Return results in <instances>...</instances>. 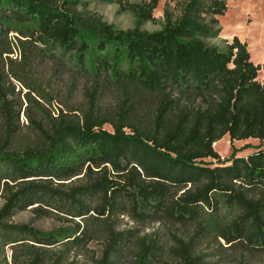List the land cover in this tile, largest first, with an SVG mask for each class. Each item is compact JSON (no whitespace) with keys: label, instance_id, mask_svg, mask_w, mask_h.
Segmentation results:
<instances>
[{"label":"trees","instance_id":"1","mask_svg":"<svg viewBox=\"0 0 264 264\" xmlns=\"http://www.w3.org/2000/svg\"><path fill=\"white\" fill-rule=\"evenodd\" d=\"M82 1L0 0V46L9 31L27 39L17 46L20 62L9 59L8 75L0 71V184L7 194L0 218L34 204L38 216L81 219L108 207L140 222L192 229L172 235L168 247L149 235L134 239V264H211L196 246L209 237L264 249V148L228 160L213 149L224 136L264 145V61L255 65L237 38L224 48L208 43L221 32L227 2L236 0H170L154 32L140 27L155 20L159 0H101L134 17L128 30L75 11ZM38 56L82 80L70 89L79 103L69 99L51 115L45 105L53 99L33 73ZM9 78L28 90L26 125ZM97 199L102 204L92 208ZM91 238L79 226L43 235L0 223V254L9 244L71 247ZM107 238L102 264L132 242L131 232Z\"/></svg>","mask_w":264,"mask_h":264},{"label":"rangeland","instance_id":"2","mask_svg":"<svg viewBox=\"0 0 264 264\" xmlns=\"http://www.w3.org/2000/svg\"><path fill=\"white\" fill-rule=\"evenodd\" d=\"M83 5H79L74 10L77 12H87L101 16L102 19L112 25L117 30H128L134 27V17L130 14H117V6L108 4L101 0H83ZM166 5L173 8L174 3L170 0H159L156 10L153 12L154 21L144 24L140 27L148 32L159 31L163 27V9ZM221 32L217 38L208 40V43L224 48L226 44H230L233 38H237L239 42L245 44L250 52V58L254 64L264 61V0H236L227 2V11L223 16L218 17ZM27 39L21 38L20 35L13 31H9L6 37V47L0 46V71L8 75L10 66L9 59L20 62L18 56L19 41ZM6 49L12 51V54L4 53ZM53 62L46 56H38L33 63V73L36 75L40 84L47 93L52 97V106L47 105L46 108L54 116L52 111L60 107V103L71 99L72 102H80L81 98L77 89L73 92L70 90L73 79H77V83L81 84L72 69H61L57 71ZM5 75V76H6ZM264 75L262 72L258 74V80L262 81ZM13 84L14 95L17 106H21L19 123L26 125L23 116V109L26 104L24 95L28 90L24 89L21 84L9 78ZM33 97V96H32ZM34 98L41 102L38 98ZM111 99L107 98L104 105L110 104ZM105 129L111 131L109 126ZM264 148L257 139H247L241 141H230L228 136H224L213 146L214 151L222 160L230 159L232 156L247 157L255 150ZM209 162L210 160H205ZM214 163V161H212ZM97 171L96 169H92ZM98 174V173H96ZM82 175L76 177L81 178ZM95 179L98 176L93 175ZM76 178L63 182L68 184L74 183ZM107 179L115 182V173L109 172ZM30 180V179H28ZM3 182L0 184V210L4 207L6 193L3 190ZM53 185L58 183L52 181ZM11 190H15V183L8 182ZM69 185V184H68ZM115 194V193H114ZM110 191L107 196L112 195ZM101 200L97 199L92 204V208L100 207ZM38 208V204L23 211H14L8 218H0V223H6L12 226H29L43 235H58L62 231H69L76 226L84 228L91 235V240L82 242L77 246H48L36 244L27 241L22 246L9 244L0 254V264H102L103 256L108 244V235L115 233L131 232L132 242L121 246L120 252L113 256L107 257L106 264H134V251L136 246L134 239L145 235L158 239L166 247L173 245L172 235L183 237L192 232L191 228L181 227L179 225L166 224L163 222L149 223L140 222L132 218L128 213H121L119 210H105L104 215L98 216L90 212L84 219L70 217L61 213L53 216H38L34 209ZM33 247V249L23 250L25 247ZM198 252L205 256L207 262L211 264H264V249L250 250L247 248L235 247L234 244H226L222 239L202 238L196 241ZM163 264V263H151Z\"/></svg>","mask_w":264,"mask_h":264},{"label":"crops","instance_id":"3","mask_svg":"<svg viewBox=\"0 0 264 264\" xmlns=\"http://www.w3.org/2000/svg\"><path fill=\"white\" fill-rule=\"evenodd\" d=\"M263 62V61H262ZM262 62L258 63V64H261ZM258 64H255V65H258ZM214 146V145H213Z\"/></svg>","mask_w":264,"mask_h":264}]
</instances>
